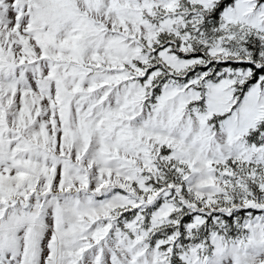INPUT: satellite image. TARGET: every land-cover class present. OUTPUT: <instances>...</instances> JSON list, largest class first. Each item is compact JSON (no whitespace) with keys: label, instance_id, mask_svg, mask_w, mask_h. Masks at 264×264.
I'll return each instance as SVG.
<instances>
[{"label":"snow or ice","instance_id":"6c2138e0","mask_svg":"<svg viewBox=\"0 0 264 264\" xmlns=\"http://www.w3.org/2000/svg\"><path fill=\"white\" fill-rule=\"evenodd\" d=\"M0 264H264V0H0Z\"/></svg>","mask_w":264,"mask_h":264}]
</instances>
